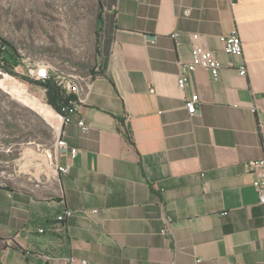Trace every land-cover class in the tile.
<instances>
[{"label":"crops","instance_id":"0c3cea01","mask_svg":"<svg viewBox=\"0 0 264 264\" xmlns=\"http://www.w3.org/2000/svg\"><path fill=\"white\" fill-rule=\"evenodd\" d=\"M99 1L107 56L53 174L0 184V264H264V205L246 166L264 155V0ZM234 29L241 57L219 40ZM195 41L220 77L198 67L181 88Z\"/></svg>","mask_w":264,"mask_h":264},{"label":"rangeland","instance_id":"374dc122","mask_svg":"<svg viewBox=\"0 0 264 264\" xmlns=\"http://www.w3.org/2000/svg\"><path fill=\"white\" fill-rule=\"evenodd\" d=\"M98 0H0V37L21 55L16 72L46 69L60 81L99 71L108 35ZM59 116L45 91L0 70V184L19 189L53 174Z\"/></svg>","mask_w":264,"mask_h":264},{"label":"built area","instance_id":"2783aa9c","mask_svg":"<svg viewBox=\"0 0 264 264\" xmlns=\"http://www.w3.org/2000/svg\"><path fill=\"white\" fill-rule=\"evenodd\" d=\"M177 35L173 34L172 37L175 38ZM199 36L196 35L195 39L199 40ZM220 43L222 45L223 51L232 56L241 57L243 55V45L242 41L234 29L229 34L223 35L219 38ZM203 68L207 70L212 79L217 81L220 77V72L222 70L221 63L215 58L213 53L202 43L197 41L194 42L191 48V59L189 62L182 65V71L179 75L178 85L183 88L187 84V78L185 73L190 72L196 68ZM239 73L241 75H246V67L243 65L239 69ZM30 78L37 81H44L49 78L48 72L46 69L33 71L29 70L28 74H26ZM91 78H81L75 75H67L63 77L60 81H56L57 85L62 89L64 95L66 97L73 96L74 98H70L67 102L62 103L60 106V114L59 121L60 127L57 132V138L53 147L54 155H57L60 150L66 149L67 144L64 138L63 127L68 125L73 121V118L76 114L78 106L84 102L83 95L84 93H88L90 87L92 85ZM150 92H153L150 90ZM198 96L193 95L186 103L185 110L190 116H194L197 109ZM256 109H253L252 112L255 113ZM78 127L83 133H86L89 130L88 124L83 120L79 119L77 122ZM76 150H71V155H76ZM249 169L255 170V179L253 181V188L258 197V201L260 204L264 205V155L261 159L256 161H250L246 165ZM69 170V166H56V173H67ZM72 211H67L64 215L58 217L59 221H62L66 218H70L72 216ZM42 232V230H40ZM64 264H88L87 262H77L73 258H69L65 261Z\"/></svg>","mask_w":264,"mask_h":264},{"label":"trees","instance_id":"16d2710c","mask_svg":"<svg viewBox=\"0 0 264 264\" xmlns=\"http://www.w3.org/2000/svg\"><path fill=\"white\" fill-rule=\"evenodd\" d=\"M99 20H101V23L103 24L102 19L99 18ZM108 42L109 39L107 40L105 54L101 57L102 63L99 69H101L105 57L107 56ZM21 60V55L18 50L11 43L7 42V40L0 37V70H2L4 73L11 76L14 80L24 86L41 87L45 91L47 104L56 112L57 115H59V108L61 104L74 97H66L62 89L57 85L56 81L51 79L50 77L44 81H37L27 75H21L17 73L16 67L20 65Z\"/></svg>","mask_w":264,"mask_h":264}]
</instances>
